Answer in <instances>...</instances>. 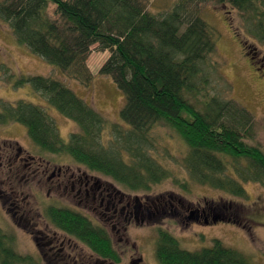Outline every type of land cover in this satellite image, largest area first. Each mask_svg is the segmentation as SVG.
Listing matches in <instances>:
<instances>
[{
  "label": "trees",
  "instance_id": "16d2710c",
  "mask_svg": "<svg viewBox=\"0 0 264 264\" xmlns=\"http://www.w3.org/2000/svg\"><path fill=\"white\" fill-rule=\"evenodd\" d=\"M207 2L235 8L245 34L264 48V0H177L163 14L147 11L144 0H0V22L10 28L16 43L61 71L83 68V84L92 77L90 71L84 72L92 47L106 51L97 72L110 76L124 96L120 123L109 122L62 80L19 74L14 87L28 85L34 95L73 121L78 130L64 141L45 109L25 99L14 103L0 99V125L22 124L41 150L68 155L76 164L108 176L130 191H149L173 176L154 155L150 130L162 124L174 130L185 145L180 159L170 155L188 177L187 181L175 180L181 189L187 190L191 182L247 198L242 183L256 182L264 187V150L251 142L255 137L254 116L228 99L229 85L220 86L224 78L213 58L219 32L199 15L198 7ZM3 69L8 71L0 62ZM11 77L12 73L5 76V83ZM213 80L219 83L217 88ZM107 130L109 136L104 140ZM16 149L11 151L9 145L7 157L12 156L0 155V174L4 158L7 162L17 159ZM24 167L22 164V171ZM15 176L26 182L25 174ZM12 177L16 182L17 177ZM2 194L0 191L3 208L17 225L33 234L37 243L43 234L30 228L45 223L73 241L66 243L69 253L63 254L64 246L51 248L52 257L57 255L64 264H122L107 229L87 215L54 204H41L36 210L23 208L28 205L27 197L20 196L15 185H10L6 197ZM226 206L205 204L202 220L244 226L241 218L247 217L236 209L229 210L234 203ZM26 209L30 217L24 214ZM197 217V210L187 216L193 220ZM13 241L14 235L0 228V264H43L40 255L16 251ZM78 243L98 261L84 260L77 252ZM155 257L160 264H252L216 239L210 247L182 249L161 227Z\"/></svg>",
  "mask_w": 264,
  "mask_h": 264
},
{
  "label": "rangeland",
  "instance_id": "374dc122",
  "mask_svg": "<svg viewBox=\"0 0 264 264\" xmlns=\"http://www.w3.org/2000/svg\"><path fill=\"white\" fill-rule=\"evenodd\" d=\"M176 1L144 0L146 10L154 14L167 12ZM198 8L199 15L219 32L213 58L218 62V72L225 79H222L220 86L229 85L228 99L234 100L254 116L255 137L251 142L264 150V48L245 34L239 12L229 4L207 2ZM52 9L51 6L49 11ZM246 50L254 55V61ZM106 55V51L99 50L96 45L92 47L86 59L87 69H84V72L90 71L92 77L88 84H83V68L57 69L32 54L26 46L17 44L10 28L0 22V62L8 67V71L0 70V99L9 103L25 99L42 106L53 118L60 137L67 141L69 134L78 130L77 125L59 114L44 99L34 95L28 85L13 86L19 74L50 76L62 80L107 121L120 123L123 93L110 76L97 72ZM9 73L13 77L5 83L4 77ZM212 84L217 88L219 83L213 80ZM210 93H214V90ZM108 136L107 130L103 133V139L106 140ZM150 136L155 144L154 155L170 169L173 176L152 186L149 191H130L108 176L76 164L68 155L41 150L30 140L24 125H0V155L11 157H7V153L15 148L19 154L13 162L12 159L7 162L5 158L1 162L0 191L5 196L10 185H15L20 196L27 197L28 205L23 208L29 206L36 210L41 204H54L87 215L107 229L114 247L121 254L122 264H160L155 257L159 227L172 234L182 249L195 251L210 247L216 239L222 245L240 252L250 263L264 264V187L256 182L242 183L247 193V198L243 200L198 183L190 182L187 190L181 189L175 180L187 181L188 177L170 155L180 159L185 150L184 143L174 130L162 124L154 125ZM9 145L11 151H8ZM22 164L25 165L23 171ZM12 174L14 178L17 177L16 182L12 181ZM18 174H25L26 182L19 181L20 176H15ZM98 187L103 191L102 202L95 192ZM107 199L109 203H106ZM229 202L234 203L229 210L236 209L241 216L247 217L241 218L244 226L202 220V216H206L205 204L225 203L226 206ZM227 209L228 206L223 208L225 211ZM191 210H197V219L187 218ZM24 214L28 215L27 209ZM45 226L38 224L30 228L31 231L39 229L43 234V239L37 243L31 232L12 220L0 200V228L14 235L15 250L40 255L43 264H64L57 255L51 256V248L64 246L63 254L65 251L69 253L66 243L70 241L72 244L73 241L53 226L46 223ZM77 247L84 260L98 261L86 247L79 243Z\"/></svg>",
  "mask_w": 264,
  "mask_h": 264
},
{
  "label": "flooded vegetation",
  "instance_id": "af4514ba",
  "mask_svg": "<svg viewBox=\"0 0 264 264\" xmlns=\"http://www.w3.org/2000/svg\"><path fill=\"white\" fill-rule=\"evenodd\" d=\"M252 57H254V55L252 54ZM92 188V187H91ZM96 194H98V196H99V199H100V202H102L103 201V197L101 196L103 193H102V189H99V187L98 188H96ZM106 196H108L107 194H106ZM101 197V198H100ZM93 199H95V198H93ZM109 200L107 199V202L106 203H109L108 202ZM128 206V205H127ZM133 264H135V262L133 263Z\"/></svg>",
  "mask_w": 264,
  "mask_h": 264
}]
</instances>
